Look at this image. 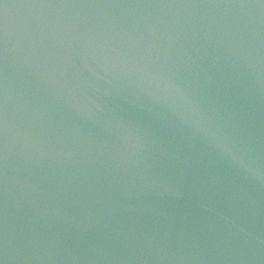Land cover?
<instances>
[{"label":"water","instance_id":"obj_1","mask_svg":"<svg viewBox=\"0 0 264 264\" xmlns=\"http://www.w3.org/2000/svg\"><path fill=\"white\" fill-rule=\"evenodd\" d=\"M0 264H264V0H0Z\"/></svg>","mask_w":264,"mask_h":264}]
</instances>
